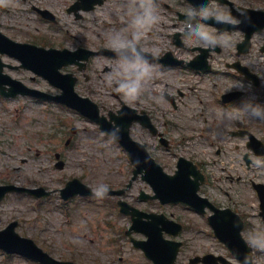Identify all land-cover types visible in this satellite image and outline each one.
I'll return each mask as SVG.
<instances>
[{"label": "rangeland", "instance_id": "1", "mask_svg": "<svg viewBox=\"0 0 264 264\" xmlns=\"http://www.w3.org/2000/svg\"><path fill=\"white\" fill-rule=\"evenodd\" d=\"M75 1L0 0L1 28L14 38L26 39L29 34L48 47L73 50L80 46L119 48L122 43L138 42L143 49L158 56L171 51L187 59L198 52L195 50L193 53V47L209 46L210 42L220 45L221 52H215L212 59L216 69L208 73L106 55L91 57L84 71H79L76 65L63 67L62 71L75 73L79 77L76 90L97 102L107 105L119 102L114 94L119 90L123 91L121 97L126 101L133 103L140 99L141 104H145L156 118L165 136L172 139L174 146L171 150L165 149L138 126L133 128L132 134L150 142L151 153L168 172L176 168L179 155L199 163L208 176V183L202 186L201 192L250 216L247 218L250 223L248 239L259 250L256 263L264 264V219L259 214L260 201L251 185V179L264 183V156H256L247 149V137L232 136L228 132L244 124L264 139V109L261 103H252L257 102L256 99L263 101L259 100L255 93L257 90L248 80L226 66L227 62L237 59L236 44L244 33L241 29L218 33L202 20L187 27L179 18V12L200 14L202 17L213 15L228 21L239 19L231 15L228 7L216 1L198 12L186 0H139L144 3L141 10H138L137 0H104L93 10L83 12V17L77 18L75 12H68ZM234 1L241 5H264L257 0ZM166 2L171 7H166ZM34 6L49 10L57 21L42 17ZM196 29L198 32L194 37L180 35L185 43L183 48L176 46L173 41L175 33H195ZM252 42L251 50L239 58L251 68L256 65L257 72L264 79V52L261 51L264 31L254 34ZM3 59L18 64L9 57ZM132 67L143 68L144 72L134 74ZM9 72L33 86L55 90L46 79L30 70L9 69ZM88 74L89 80L85 78ZM34 75L36 78L32 79ZM235 88L244 89L245 95L235 104H223L221 94ZM165 92L175 95L177 106L165 98ZM141 93L147 98H141ZM38 102L27 98H0V181L22 185L38 182L49 188L63 186V181L72 176L82 177L99 188H119L128 182L132 165L125 150L96 131L78 113L64 107L57 108L62 115V126L68 133L72 126H77L79 132L73 148H60L66 165L63 169H56L51 147L55 143L52 140L57 139H50V133L58 120L46 111L47 106ZM46 134H49L47 138ZM246 152L252 159L249 166L243 157ZM141 188L151 192L150 186L139 179L124 198L146 210L173 214L175 219L185 223L182 238L189 239L193 245L184 246L178 264H188L185 253L190 255L212 246L214 237L207 239L200 233L206 230L200 215L181 205L137 201L135 196ZM51 201L42 207L41 213L31 207L30 199L20 194L9 195L0 208V228L18 219L21 234L32 236L57 257L77 258L92 264L151 263L140 250L133 248L129 239L119 234L121 229L130 226L131 220L120 214L117 208L105 210L99 205L101 201L92 204L90 200L81 198L74 208L70 206L71 216H66L58 205L59 194L56 193ZM86 215L90 220H85ZM0 264L34 263L25 256L7 255L0 250Z\"/></svg>", "mask_w": 264, "mask_h": 264}, {"label": "water", "instance_id": "2", "mask_svg": "<svg viewBox=\"0 0 264 264\" xmlns=\"http://www.w3.org/2000/svg\"><path fill=\"white\" fill-rule=\"evenodd\" d=\"M249 19V18H247ZM247 30L246 33V38L243 41L242 45H245L248 48L249 45V39L251 37V34L253 32V28L250 29V27L252 26L251 23L249 21H246V23L244 24ZM0 44H3L0 42ZM16 47L14 48L15 51H17L19 53V55L21 56L22 61L24 62V66L26 67H30L32 69H34L36 72L40 73V74H44L48 77H50V79L57 84H61L60 80L56 77L53 76L52 73L56 72L58 73V69L59 67H61L63 64L68 63L71 58L61 61V62H55L52 63L51 61H53L50 58L49 53L50 52H65L67 50H63V51H58L55 49H50V50H45L44 48H38L35 47L34 45L30 46V45H26V44H21V43H15ZM1 68V65H0ZM59 75V73H58ZM72 85V82H71ZM72 87L67 88L68 93L72 92ZM15 95V94H13ZM133 156L134 159L136 161H138V158H141V155L138 154L137 150H133ZM156 169V168H155ZM150 177L154 176V184H155V188L158 192H162L163 194H171V195H175L176 199H183L185 201H188V199L190 198V196H192L191 194H194L196 192V190L199 189V183L196 182L195 186L193 187V189H191L190 185L180 181L178 179V177L175 175L173 177H171L170 175H167L166 173L163 172V170L159 167V169L157 168L154 172H149ZM8 189H10L8 186H1L0 187V201L1 199L4 197V195L6 194V192L8 191ZM226 212H229L232 214V212L230 210H225ZM219 219L216 220L215 223H213L214 227L216 229L220 228L221 231L224 232H228L227 231V227H219ZM148 227V226H146ZM235 227L234 225H231L230 228ZM219 229V230H220ZM241 230V226L239 229V226H236L234 228V234L235 236L238 237V241L239 244H236L238 250L242 253L244 252L245 245L243 240L240 237L239 231ZM152 236H155L156 234L153 231H150ZM231 232V230L229 231ZM233 234V231H232ZM32 241L26 238H22L20 237L17 233H12V236L9 238H0V244L3 245L4 247H6L7 250L11 251L12 248L16 249L19 252H23V253H27V250L29 249V244ZM33 243V242H32ZM149 246H151L149 244ZM152 250H156V249H160L157 248L156 245H152L151 246ZM248 249V248H247ZM175 254H176V250L174 251L173 255H172V259L171 262L173 261V259H175ZM158 260H163V258L161 257H156Z\"/></svg>", "mask_w": 264, "mask_h": 264}, {"label": "flooded vegetation", "instance_id": "3", "mask_svg": "<svg viewBox=\"0 0 264 264\" xmlns=\"http://www.w3.org/2000/svg\"><path fill=\"white\" fill-rule=\"evenodd\" d=\"M264 1V0H263ZM257 8H263L264 9V7L262 6V7H257ZM215 43H210L209 45H211V46H213ZM198 47V46H197ZM214 47V46H213ZM213 57V54L210 56V58H212ZM100 106H101V108H102V111L103 112H110V111H113V110H117V108H115V109H113V107H110L108 110H106L105 109V107H106V105L104 104V103H100ZM145 109L144 108H142V111H144ZM112 113V112H111ZM152 119L153 120H155L154 119V117H152ZM135 125H137V124H134L133 125V127H132V129L133 128H135ZM144 131H146V132H148L149 134H151L150 132H149V130H145L144 129ZM166 138V137H165ZM167 140V142L166 141H164L165 143H167L169 146L171 145V141H170V139H169V137L168 138H166ZM256 150V149H255ZM44 186L45 187V185L44 184H40V183H38V182H35V183H30V185L29 186H33V187H35V186ZM47 189H49V188H47ZM49 190H52V196L58 191V193H59V195H60V190H57V189H49ZM67 194V193H66ZM52 196H50V197H52ZM46 198V199H44L43 201H45V203H48V202H51V199L53 198ZM82 196H76V197H74L73 199H71V200H69V201H64L62 198L60 199V201L62 202L61 203V207L64 209V212L66 213V214H68V215H70L71 216V212H70V206H72L73 208H74V206H76L77 204H76V201L79 199V198H81ZM245 215V214H244ZM244 215H242L243 216V218H244V220H245V222H246V224H245V227H247V220H246V216H244ZM91 241H94V239L93 238H91ZM221 244V248L222 249H226V247H225V245L223 244V243H220ZM222 249L221 250H214L213 252L214 253H216V254H218V255H220V254H222V255H224V254H227V256H230V254H229V252H227V253H224V251H222ZM227 250V249H226ZM205 253H207V251H205V252H203L202 254H205ZM61 259H63V258H61ZM76 261H79V260H76ZM234 261V260H233ZM79 262H84V261H82V260H80ZM235 262V261H234ZM201 264H204V263H201Z\"/></svg>", "mask_w": 264, "mask_h": 264}, {"label": "bare ground", "instance_id": "4", "mask_svg": "<svg viewBox=\"0 0 264 264\" xmlns=\"http://www.w3.org/2000/svg\"><path fill=\"white\" fill-rule=\"evenodd\" d=\"M124 45H125L124 43L121 44V46H124ZM140 59H141V58L139 57V60H140Z\"/></svg>", "mask_w": 264, "mask_h": 264}]
</instances>
